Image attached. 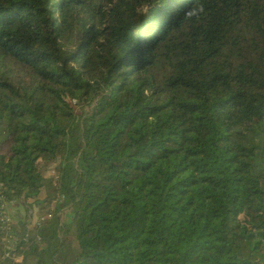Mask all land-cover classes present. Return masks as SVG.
I'll use <instances>...</instances> for the list:
<instances>
[{"label":"trees","instance_id":"trees-1","mask_svg":"<svg viewBox=\"0 0 264 264\" xmlns=\"http://www.w3.org/2000/svg\"><path fill=\"white\" fill-rule=\"evenodd\" d=\"M3 206L0 264H264V0H0Z\"/></svg>","mask_w":264,"mask_h":264},{"label":"built area","instance_id":"built-area-1","mask_svg":"<svg viewBox=\"0 0 264 264\" xmlns=\"http://www.w3.org/2000/svg\"><path fill=\"white\" fill-rule=\"evenodd\" d=\"M54 185L57 184V182L59 181V175L55 170H52V172L50 173ZM59 204L61 203V199L59 198ZM57 204H50L49 207H47V213L44 216H36L35 212L33 211H29L26 215H27V219L29 222L36 224L38 227H40V225L47 221V220H51L54 216V214L57 211ZM13 218L9 215L8 213V209L6 207H2L1 211H0V225L1 228L5 231L4 235H5V240H4V252L2 254V259H7L10 258V254L9 251L11 250V248H13L16 244V239L12 233V226H10L11 222H12ZM14 261L17 264L21 263L20 258H14Z\"/></svg>","mask_w":264,"mask_h":264},{"label":"crops","instance_id":"crops-1","mask_svg":"<svg viewBox=\"0 0 264 264\" xmlns=\"http://www.w3.org/2000/svg\"><path fill=\"white\" fill-rule=\"evenodd\" d=\"M12 213H13L14 220H19L21 218V216L23 215V209L22 208L12 209ZM37 216H39L38 212H37ZM20 260H22V259L20 258Z\"/></svg>","mask_w":264,"mask_h":264},{"label":"rangeland","instance_id":"rangeland-1","mask_svg":"<svg viewBox=\"0 0 264 264\" xmlns=\"http://www.w3.org/2000/svg\"><path fill=\"white\" fill-rule=\"evenodd\" d=\"M51 4V3H50ZM53 168H57V166L55 167H53ZM47 178L49 179V172H48V174H47ZM50 180V179H49ZM8 213H9V215L13 218V213H12V210H8ZM61 216L64 218L63 220H65L66 218H67V215L66 214H68V212H67V210H64V211H62L61 213Z\"/></svg>","mask_w":264,"mask_h":264},{"label":"bare ground","instance_id":"bare-ground-1","mask_svg":"<svg viewBox=\"0 0 264 264\" xmlns=\"http://www.w3.org/2000/svg\"><path fill=\"white\" fill-rule=\"evenodd\" d=\"M162 23H163V21H158V22H157L158 25H160V24H162ZM160 27H162V26H159V28H160ZM154 30H155V29H154Z\"/></svg>","mask_w":264,"mask_h":264}]
</instances>
